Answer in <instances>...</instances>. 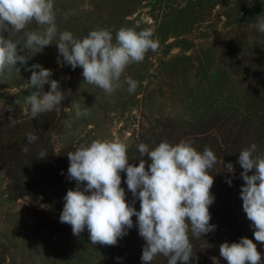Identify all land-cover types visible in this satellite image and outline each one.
Listing matches in <instances>:
<instances>
[{"label":"rangeland","instance_id":"obj_1","mask_svg":"<svg viewBox=\"0 0 264 264\" xmlns=\"http://www.w3.org/2000/svg\"><path fill=\"white\" fill-rule=\"evenodd\" d=\"M54 10L58 33L70 31L82 39L96 29H109L114 37L121 28L150 29L158 49L130 64L121 86L109 94L84 81L82 67L73 70L58 62L56 40L44 49H23L25 32L43 31L35 22L19 33L5 32L28 59L17 64L19 73L13 68L0 76V121L31 118L25 100L35 89L29 85L28 69L39 64L52 71L51 79L65 93L61 105L49 112L57 123L52 134L56 151L96 139L120 141L129 150L151 129L162 130L169 123L180 125L181 134L196 133L199 129L190 125H205L219 110L238 119L236 129L248 120L245 147L255 143L256 154L264 156V33L257 28L264 0H54ZM126 77L138 81L134 93L128 91ZM49 90L46 84L43 91ZM73 102L89 115L77 117ZM69 122L71 128L66 127ZM241 172L231 173L237 222L229 231L209 235L199 264H228L220 246L243 237L257 244L264 261V243L255 241V229L243 210ZM12 183L0 167V264H124L89 238L63 236L48 227L39 212L61 222L62 211L51 214L43 199L34 205L15 193Z\"/></svg>","mask_w":264,"mask_h":264},{"label":"clouds","instance_id":"obj_2","mask_svg":"<svg viewBox=\"0 0 264 264\" xmlns=\"http://www.w3.org/2000/svg\"><path fill=\"white\" fill-rule=\"evenodd\" d=\"M32 22L43 31L25 32L23 49H44L56 40L58 62L73 70L82 67L84 81L109 94L121 86V77L130 64L142 62L159 46L150 29L121 28L115 37L109 29H96L78 39L70 31L58 33L54 0H0V76L13 68L19 73L17 64H27L28 59L19 54L22 49L17 42L3 34L19 33ZM257 28L264 33V17L258 19ZM28 70L32 72L28 82L35 91L26 97L25 104L30 106L31 117L36 118L57 109L65 93L59 82L51 79L50 69L35 64ZM124 83L130 93L138 87V81L131 77H126ZM46 84H50L47 92L43 91ZM72 107L77 117L89 115L75 102ZM71 126V122L66 124L67 128ZM26 135L28 144L38 139L31 132ZM137 147L141 157L138 166L129 163L128 146L120 141L96 139L68 152V178L76 181V188L69 189L64 197L60 221L70 224L76 236L87 228L93 245L114 246L134 226L135 216L139 235L146 241L141 257L144 264H152L158 255L166 257L168 264H190L194 254L189 234L199 239L216 227L210 223L209 207L215 201L211 173L219 166L235 174L234 165H225L210 148L198 151L186 140L177 144L165 140L154 148L145 143ZM22 151L27 153L28 145ZM256 153L255 143L239 152L238 163L243 169L240 175L245 182L240 198L255 229V241L264 243V156ZM47 154L41 150L38 158ZM144 156L151 161L147 168ZM252 170L254 174L249 175ZM121 172H126L127 190L140 201L139 211L135 201H126ZM220 255L228 264H264L257 244L247 237L238 243H223Z\"/></svg>","mask_w":264,"mask_h":264},{"label":"trees","instance_id":"obj_3","mask_svg":"<svg viewBox=\"0 0 264 264\" xmlns=\"http://www.w3.org/2000/svg\"><path fill=\"white\" fill-rule=\"evenodd\" d=\"M238 119H234L232 115H224L221 112L215 111L212 116L207 119L205 125L194 124L198 132L191 134H181L180 125L170 124L159 130L158 128L151 129L143 138L131 147L127 154L129 163L137 165L140 162L138 145L141 143L148 144L150 148H154L162 141H168L172 144H177L181 140L192 142L193 146L200 152L205 148H210L214 151L219 159H223L224 164L231 162L234 165L235 171L242 167L238 163L239 152L246 148L245 143L250 136L248 120H242L241 128L236 129ZM49 112L42 113L36 118H30L27 121L20 122L19 120L4 122L0 121V167L7 171L13 181L12 188L15 193L20 196H27L31 202L36 205L42 200L45 203L49 212L55 213L63 211L66 201L64 197L69 189L75 190L76 181L68 178V168L70 161L67 153L75 151L80 145L70 147L68 149L56 151L52 142V134L57 128V123H54ZM59 122V119L58 121ZM247 125V126H246ZM246 126V127H245ZM205 127V130L201 129ZM245 127V128H244ZM35 134L38 139L28 144L27 133ZM28 145L27 153L22 151V148ZM41 150H45L48 154L44 158H38ZM147 163L146 168L151 163L147 156L142 157ZM122 183L121 187L126 191V201L132 204L137 211L140 210V201L136 199L131 192L127 190L126 172H121ZM214 176V184L211 193L215 197V201L209 207L211 214L210 223L215 225L214 231L207 233L199 239L191 237L193 245L194 257L190 264L201 263L202 246L209 241V235L223 232L224 230L235 224V207L236 202H233L235 183L231 176L223 170L222 167L217 168V171L211 173ZM228 180L232 183L229 184ZM40 217L47 223L48 227L57 229L63 236H76L72 232V226L68 223H62L51 219L49 216H43L39 212ZM49 214V213H48ZM134 226L128 230L127 235L118 240L114 246H106L96 244L99 249L106 250L112 257L122 259L124 264H144L142 261L143 247L146 241L139 235V229L136 225L137 217H132ZM76 237L89 238L90 234L85 230ZM232 238L225 240L231 241ZM233 241V240H232ZM116 262H119L116 260ZM152 264H168L167 258L163 255H158ZM180 264V262H178Z\"/></svg>","mask_w":264,"mask_h":264}]
</instances>
